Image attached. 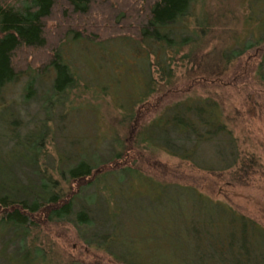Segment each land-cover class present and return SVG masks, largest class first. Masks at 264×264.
<instances>
[{"label":"trees","instance_id":"16d2710c","mask_svg":"<svg viewBox=\"0 0 264 264\" xmlns=\"http://www.w3.org/2000/svg\"><path fill=\"white\" fill-rule=\"evenodd\" d=\"M204 2L0 0V264H264V212L218 195L214 184L159 176L147 158L164 152L264 190L262 139L237 132L238 112L211 88L195 89L242 63L249 83L231 84L243 90L246 112L263 107L264 0H244L247 13L250 4L257 12L243 13V24L260 27L239 36L214 34L218 11L206 12ZM85 42L106 56L145 52L138 97L115 103L121 135L112 126L95 135L44 113V88L60 106L58 95L76 86L65 58ZM177 63L197 80L155 109L159 100L149 96L170 89ZM26 80L32 93L24 95L18 86ZM67 222L80 250L61 261L49 230Z\"/></svg>","mask_w":264,"mask_h":264},{"label":"rangeland","instance_id":"374dc122","mask_svg":"<svg viewBox=\"0 0 264 264\" xmlns=\"http://www.w3.org/2000/svg\"><path fill=\"white\" fill-rule=\"evenodd\" d=\"M204 7L208 13H216L214 17H217V25L213 26L214 34L225 28L231 35H241L246 33L250 29L251 34L255 33L260 27V23L257 21L247 20L243 24V13H247V7L244 0H205ZM14 3H19V0H14ZM248 5V4H247ZM248 13L245 15L248 17L256 14V8L254 5H248ZM247 25V26H246ZM224 31V30H223ZM107 46L106 44H102ZM118 43H113V46H119ZM70 50L69 56L65 59L66 62L74 73L76 72L77 84L72 89H65L58 97L64 103L60 106L52 105L53 90L46 87L40 93L42 102L46 105V116L55 117L58 120H63L66 125L76 127H87L90 132H95V135H102L100 131H107L109 126H112L113 131L117 130L116 118L113 115H119V110L116 107V102L120 101V104L130 105L134 99H136L141 91V87L144 86V68H145V52L137 55L135 58L129 56L127 49H124V55L119 56L117 50L113 49L115 54L106 56L100 54L99 47L93 43H76L68 47ZM256 51L255 47L250 49ZM117 54V56H116ZM102 55V57H101ZM115 56V59H112ZM119 58V59H117ZM121 58V59H120ZM177 61V60H176ZM234 66L232 72L228 75L223 74L212 80L211 87L208 80H204L203 86L196 87L198 91H207L211 88L221 100V103L227 108L235 109L238 112L237 120L235 121V129L241 135H251L253 137H259L261 140H257L258 149H264V105L263 107L255 106L252 113L246 112V103L243 102V90L232 86L235 82L249 83L248 72L244 69L242 63ZM121 66V67H120ZM183 68L177 63L175 66L177 80L171 83L170 89L165 93L160 91L154 92L149 96V100L158 98V105L155 109L164 102L170 101L176 98L178 95L185 94L192 85L195 84L196 78L181 75ZM66 72V74H68ZM65 75V74H64ZM62 78V77H61ZM233 80V82H232ZM252 81V80H251ZM87 82V84H86ZM231 82L233 84H231ZM219 83V84H217ZM84 85H87L88 89H84ZM50 87V86H49ZM246 87V86H245ZM17 86L13 87L12 92L7 91L8 94H17ZM104 88V93H103ZM18 89H24V95L32 93V90L28 87L27 80L18 86ZM160 93V94H159ZM9 96V95H8ZM264 94L259 97L261 101ZM72 105L68 106V103ZM32 104V101L30 102ZM67 105V106H66ZM65 107V108H64ZM241 107V110H240ZM237 109V110H236ZM63 110H67V118L63 116ZM244 110V111H243ZM153 111H150L147 117L153 115ZM23 112V111H21ZM39 116V115H38ZM66 119V120H65ZM98 126V127H96ZM246 127L247 131H242ZM111 128V127H110ZM112 128L110 130H112ZM249 129V133L247 134ZM118 131V134H123V130ZM109 136V138H107ZM111 134L107 133L103 137L104 142H110ZM97 141V139H95ZM106 144V143H105ZM105 144L103 146H105ZM102 147V146H100ZM262 152V158L264 159V152ZM144 152V151H143ZM147 155L146 152H144ZM151 162V166L157 168L159 176L166 178H178L180 180H191L193 182H202L206 184H214L217 187L218 195L224 197H232V201L237 202L241 207L246 204L252 206L253 210L256 209L264 212V190L256 186H239L234 185L230 180L224 177L220 171H206L196 169L186 161L178 160L176 157H170L164 152L159 151L156 155L147 157ZM164 164V165H163ZM166 165V166H165ZM148 166V164H144ZM155 168V167H154ZM159 168V169H158ZM146 169V168H145ZM212 176L217 177V181ZM140 196V195H139ZM246 199V201L244 200ZM237 204V205H238ZM238 205V206H239ZM51 232L50 238H53L55 244L53 246V252L61 258V261H67L66 256L71 252H78V246L80 243L75 238V228L70 222L62 224H51L49 230ZM58 233V234H56ZM67 254V255H66ZM90 254V253H89ZM66 258H65V257ZM60 261V262H61Z\"/></svg>","mask_w":264,"mask_h":264}]
</instances>
